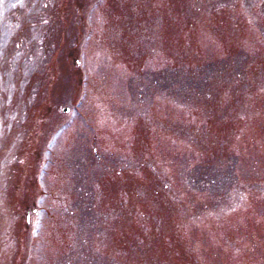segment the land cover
Returning <instances> with one entry per match:
<instances>
[{
	"label": "rangeland",
	"instance_id": "rangeland-1",
	"mask_svg": "<svg viewBox=\"0 0 264 264\" xmlns=\"http://www.w3.org/2000/svg\"><path fill=\"white\" fill-rule=\"evenodd\" d=\"M0 264H264V1L0 0Z\"/></svg>",
	"mask_w": 264,
	"mask_h": 264
}]
</instances>
